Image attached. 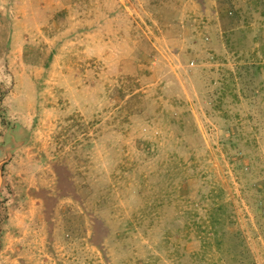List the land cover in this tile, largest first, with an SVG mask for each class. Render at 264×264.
I'll return each mask as SVG.
<instances>
[{
	"label": "rangeland",
	"instance_id": "374dc122",
	"mask_svg": "<svg viewBox=\"0 0 264 264\" xmlns=\"http://www.w3.org/2000/svg\"><path fill=\"white\" fill-rule=\"evenodd\" d=\"M0 264H264V0H0Z\"/></svg>",
	"mask_w": 264,
	"mask_h": 264
}]
</instances>
